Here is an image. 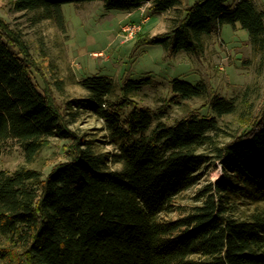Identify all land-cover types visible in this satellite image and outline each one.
I'll return each mask as SVG.
<instances>
[{
    "label": "trees",
    "instance_id": "trees-1",
    "mask_svg": "<svg viewBox=\"0 0 264 264\" xmlns=\"http://www.w3.org/2000/svg\"><path fill=\"white\" fill-rule=\"evenodd\" d=\"M93 2L106 11L146 4L153 14L172 10L169 31L137 34L136 41L162 46L167 57L186 52L201 59L206 38L225 25L248 31L253 50L264 53V10L253 0H196L186 9L182 0H13V6L41 11L65 32L63 6ZM43 77L0 19V160L12 143L33 163L51 140L71 142L67 159L46 175L26 166L0 170L2 264H264V106L246 105L247 92L226 98L203 80L174 78L166 107L206 103L167 124L166 110L134 98L161 85L151 75L118 85L109 76H87L79 83L88 95L62 104ZM242 105L240 126L225 131V117ZM203 109L210 115L200 114ZM82 111L103 122L114 151L97 152L93 140L70 129ZM216 163L222 174L197 193L201 204L162 221Z\"/></svg>",
    "mask_w": 264,
    "mask_h": 264
},
{
    "label": "rangeland",
    "instance_id": "rangeland-1",
    "mask_svg": "<svg viewBox=\"0 0 264 264\" xmlns=\"http://www.w3.org/2000/svg\"><path fill=\"white\" fill-rule=\"evenodd\" d=\"M148 8L149 4H146L123 12L106 11L101 2L80 6L67 4L63 6L66 18L64 32L54 21L43 18L41 11L17 12L13 0H0V19L24 42L36 67L49 82L58 104L85 98L88 92L79 82L87 76H109L118 85L124 78L139 80L151 75L161 85L145 88L134 98L155 112L166 110L164 122L167 124H173L206 103L204 99H195L166 107V100L171 96L169 81L174 78L193 84L203 80L216 94L226 98L242 96L247 92L246 105L253 109L264 106V53L258 54L253 50L248 31L225 25L219 34L206 38V51L201 59L186 52L167 57L162 46L137 47V34L130 37L126 31L131 26L141 25L142 31L138 34L146 37L171 29V17L153 14ZM244 108L239 106L237 114L225 117V131L236 132ZM200 114L210 115V112L203 109ZM70 129L93 140L97 152L114 151V147L106 141L103 122L90 112L82 111ZM229 140V137L220 138L222 143ZM70 143L51 140V144L33 163H26L22 149L12 143L0 160V170L13 171L26 166L41 169L46 175L55 165L67 159ZM111 167L115 171L122 170L120 164H111ZM221 174L218 163L210 167L200 184L175 199V211L162 215L161 220L172 222L192 212L195 206L201 204L196 201L197 193ZM2 246L0 242V248Z\"/></svg>",
    "mask_w": 264,
    "mask_h": 264
},
{
    "label": "crops",
    "instance_id": "crops-1",
    "mask_svg": "<svg viewBox=\"0 0 264 264\" xmlns=\"http://www.w3.org/2000/svg\"><path fill=\"white\" fill-rule=\"evenodd\" d=\"M196 0H182V7L183 9H186L187 7L191 6ZM254 3L256 4L257 8L260 9V10H264V0H253ZM150 6V4H149ZM161 14H165L167 15L168 17H173L174 15V12L171 10V11H167L165 13H161ZM238 27H240L238 25Z\"/></svg>",
    "mask_w": 264,
    "mask_h": 264
},
{
    "label": "built area",
    "instance_id": "built-area-1",
    "mask_svg": "<svg viewBox=\"0 0 264 264\" xmlns=\"http://www.w3.org/2000/svg\"><path fill=\"white\" fill-rule=\"evenodd\" d=\"M126 31L128 32V36L133 37L134 35L142 31V26L134 25V26L127 28Z\"/></svg>",
    "mask_w": 264,
    "mask_h": 264
}]
</instances>
